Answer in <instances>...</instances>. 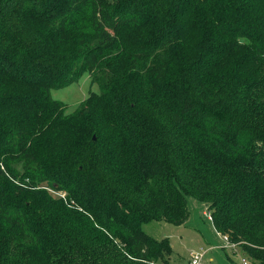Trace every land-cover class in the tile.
I'll return each mask as SVG.
<instances>
[{
	"label": "trees",
	"instance_id": "trees-1",
	"mask_svg": "<svg viewBox=\"0 0 264 264\" xmlns=\"http://www.w3.org/2000/svg\"><path fill=\"white\" fill-rule=\"evenodd\" d=\"M190 196L264 264V0H0V264H170Z\"/></svg>",
	"mask_w": 264,
	"mask_h": 264
},
{
	"label": "rangeland",
	"instance_id": "rangeland-1",
	"mask_svg": "<svg viewBox=\"0 0 264 264\" xmlns=\"http://www.w3.org/2000/svg\"><path fill=\"white\" fill-rule=\"evenodd\" d=\"M100 91L99 85L93 83L90 73L86 72L70 85L52 88L51 95L66 104V114H69L91 92ZM188 203L192 212L186 225H173L164 221L143 224V229L156 238L170 237L173 246L170 264H190L192 255L202 248L207 249L203 264H244L243 258L252 264L251 257L240 246L223 247L225 241L209 219L208 212L211 214V210L207 209L204 202L190 196Z\"/></svg>",
	"mask_w": 264,
	"mask_h": 264
},
{
	"label": "built area",
	"instance_id": "built-area-1",
	"mask_svg": "<svg viewBox=\"0 0 264 264\" xmlns=\"http://www.w3.org/2000/svg\"><path fill=\"white\" fill-rule=\"evenodd\" d=\"M208 216H209V219H212L211 217V214L208 212ZM219 235L224 239L225 241V244L223 245V247H233V246H237L236 243L232 242L229 238L228 235L226 234H222V233H219ZM217 247V246H215ZM207 253V249H201L200 251H196L193 255H192V258H191V262L190 264H203V259L205 257ZM243 263L244 264H249L248 261L246 259L243 258Z\"/></svg>",
	"mask_w": 264,
	"mask_h": 264
},
{
	"label": "crops",
	"instance_id": "crops-1",
	"mask_svg": "<svg viewBox=\"0 0 264 264\" xmlns=\"http://www.w3.org/2000/svg\"><path fill=\"white\" fill-rule=\"evenodd\" d=\"M210 250H212V249H210ZM212 259V258H211Z\"/></svg>",
	"mask_w": 264,
	"mask_h": 264
},
{
	"label": "water",
	"instance_id": "water-1",
	"mask_svg": "<svg viewBox=\"0 0 264 264\" xmlns=\"http://www.w3.org/2000/svg\"><path fill=\"white\" fill-rule=\"evenodd\" d=\"M94 138H95V136H94Z\"/></svg>",
	"mask_w": 264,
	"mask_h": 264
}]
</instances>
